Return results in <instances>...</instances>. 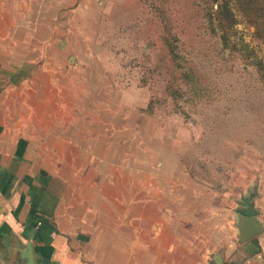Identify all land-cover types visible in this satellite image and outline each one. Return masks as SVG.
I'll use <instances>...</instances> for the list:
<instances>
[{"label":"rangeland","instance_id":"obj_1","mask_svg":"<svg viewBox=\"0 0 264 264\" xmlns=\"http://www.w3.org/2000/svg\"><path fill=\"white\" fill-rule=\"evenodd\" d=\"M85 1L28 26L47 50L21 95L67 203L139 264H244L234 208L264 171V43L236 14L222 44L211 0Z\"/></svg>","mask_w":264,"mask_h":264},{"label":"crops","instance_id":"obj_2","mask_svg":"<svg viewBox=\"0 0 264 264\" xmlns=\"http://www.w3.org/2000/svg\"><path fill=\"white\" fill-rule=\"evenodd\" d=\"M85 2L0 0V23L5 28L0 30V264H22L26 242L31 245L34 264H139L131 255L130 260L129 253L124 257L119 248L108 247L103 232H92L86 209L83 212L80 208L77 213L67 203L64 186L69 181L60 179L49 167L54 164L49 160L55 155V138H46L44 129L38 126L42 112L33 107L29 110L21 97L30 80L38 79L33 71L43 68L47 50L34 44L37 32L28 30V26L58 19L59 7H82ZM29 70L28 77L12 84L13 78L20 76L18 72ZM33 125L35 135L29 136ZM58 158L56 164L63 165ZM253 189L249 198L242 197L245 205L242 199L237 201L234 213L236 208L248 209V203L257 211V221L264 224V171L257 175ZM237 241L239 248L233 250L232 258L238 262L253 264L255 256H264V230ZM145 254L150 257L153 253L148 250ZM219 257L221 264L223 259ZM151 262L152 257L146 264Z\"/></svg>","mask_w":264,"mask_h":264},{"label":"trees","instance_id":"obj_3","mask_svg":"<svg viewBox=\"0 0 264 264\" xmlns=\"http://www.w3.org/2000/svg\"><path fill=\"white\" fill-rule=\"evenodd\" d=\"M204 7V17L213 31H218L222 44L226 43L229 33L236 24V14L253 27V37L264 43V0H211ZM214 4V7L213 5ZM169 52L172 49L169 48Z\"/></svg>","mask_w":264,"mask_h":264},{"label":"water","instance_id":"obj_4","mask_svg":"<svg viewBox=\"0 0 264 264\" xmlns=\"http://www.w3.org/2000/svg\"><path fill=\"white\" fill-rule=\"evenodd\" d=\"M239 209L236 208L235 212L238 213V220L235 224L238 231L236 238L243 241L258 235L264 230V224H260L257 219V211L249 208ZM22 264H34L33 252L29 242H26L22 251ZM213 259L218 261L220 259L218 254L213 255Z\"/></svg>","mask_w":264,"mask_h":264},{"label":"flooded vegetation","instance_id":"obj_5","mask_svg":"<svg viewBox=\"0 0 264 264\" xmlns=\"http://www.w3.org/2000/svg\"><path fill=\"white\" fill-rule=\"evenodd\" d=\"M241 203H242V205H245V201L242 199V201H241ZM244 206H242L241 208H243ZM237 215H238V213L237 212H235Z\"/></svg>","mask_w":264,"mask_h":264}]
</instances>
